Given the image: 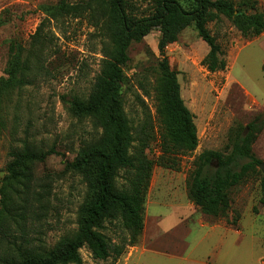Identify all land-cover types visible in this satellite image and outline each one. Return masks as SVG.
I'll return each instance as SVG.
<instances>
[{"label": "rangeland", "instance_id": "rangeland-1", "mask_svg": "<svg viewBox=\"0 0 264 264\" xmlns=\"http://www.w3.org/2000/svg\"><path fill=\"white\" fill-rule=\"evenodd\" d=\"M64 1L81 0H0V77L6 76L10 41L17 40L25 46L24 74L28 80L11 92L3 105L0 186L11 150L25 144L54 148L55 153L46 161L32 166L27 186L18 187L14 195L15 203L25 200L27 209L23 225L26 234L13 232L22 235L20 239L47 247L77 229L78 209L86 195L82 176L65 169V162L72 161L79 149L97 139L102 130L91 118L74 115L62 96L87 97L93 89L107 39L103 30L105 7L101 1L90 2L77 17L47 19L42 6ZM233 1L239 4L240 0ZM182 2L190 7L192 0ZM140 3L145 10L147 1ZM40 27L45 39L38 40ZM208 27L226 52L224 70L211 72L203 64L209 46L194 24L163 51L158 29L132 43L130 59L124 66L127 82L122 89L123 105L134 128L147 122L154 130L149 157L156 159L161 153L164 129L157 114V67L164 55L177 71L181 95L194 114L199 144L194 151L180 155L178 169L154 167L144 204V228L137 242L128 245L129 231L119 221H108L103 231L112 242L125 245L124 252L118 258L99 259L83 247V264H174L181 261L180 255L188 257L186 264H201L199 260L208 255L220 232L223 236L228 229L223 264H264V172L260 166L259 173L232 190V207L223 217L205 214L189 196L195 158L203 150L229 153L235 130L244 127V133L249 132L250 122L257 126L253 152L264 163V39L246 45L237 55L239 48L256 36H244L222 14L208 22ZM121 174L119 183L124 182ZM242 221L247 225L243 234H237ZM183 223L189 231L181 227ZM205 227H216L220 232L209 230L207 239L200 243ZM161 230L170 231L163 233L167 238L157 245ZM3 237L0 235V264H8L12 250ZM152 243L160 252L146 251ZM168 250L177 257L164 255ZM206 262L211 264L210 260Z\"/></svg>", "mask_w": 264, "mask_h": 264}, {"label": "trees", "instance_id": "trees-1", "mask_svg": "<svg viewBox=\"0 0 264 264\" xmlns=\"http://www.w3.org/2000/svg\"><path fill=\"white\" fill-rule=\"evenodd\" d=\"M99 1L105 7L103 30L107 38L100 72L87 97L62 96L74 115L89 117L102 129L97 139L81 147L72 161L65 162V169L80 174L87 186L77 213V229L51 247L19 238L26 234L23 225L27 206L25 200L17 205L14 195L18 187L27 186L32 166L46 161L55 150L29 144L11 150L0 186V235L12 250L8 264H83V247L89 248L95 258H118L125 245L112 242L103 231L106 222L119 221L129 231L127 244L134 245L144 228V204L154 167L178 169L180 155L197 148L194 114L181 95L177 71L164 55L157 67V114L164 129L161 153L156 159L149 157L154 130L147 122L134 128L123 105L122 89L127 82L124 66L130 59L133 42L158 29L159 48L163 51L167 44L178 40L187 26L194 24L209 46L202 62L215 72L227 67V59L208 22L222 14L244 36H258L264 31V8L259 0H240L239 4L233 0H192L190 7H185L182 0H146L148 5L143 11L142 0H81L43 5L42 9L47 19L77 17L90 2ZM41 27L36 32L38 40L45 39ZM24 53L22 42L10 41L6 76L0 77V122L3 105L11 92L28 82ZM247 127L250 129L247 133L244 127L235 130L229 153L203 150L194 160L189 196L207 215L215 218L227 215L232 207V190L259 173L263 161L253 152L257 126L250 122ZM121 173L123 183L118 182ZM13 229L22 235L17 236Z\"/></svg>", "mask_w": 264, "mask_h": 264}, {"label": "crops", "instance_id": "crops-1", "mask_svg": "<svg viewBox=\"0 0 264 264\" xmlns=\"http://www.w3.org/2000/svg\"><path fill=\"white\" fill-rule=\"evenodd\" d=\"M259 3H260V5L264 8V0H259ZM260 38H263V39H264V31H263L260 35L254 37V39L249 40L247 44H244L242 47H240L239 50L236 52V54L238 55V54L242 51V49L245 48L246 45H248V44L252 43L253 41L258 40V39H260ZM263 65H264V59H263ZM254 221H256V220H253L252 222H254ZM183 224H184V226H181V227H184L185 230L189 231V230H190L189 227H188L187 225H185V223H183ZM251 224H252V223H251ZM246 225H247V223L245 224V223L242 221V228L239 229V230H236L235 232H236L237 234H243V233H242V229H243L244 226H246ZM248 225H250V224H248ZM201 227H203V226H201ZM205 228H206L207 231L205 232V234L202 235V238H201V240H200V243H201L203 240L207 239V238H206V234H207V232H210V231H217V230H216V227H215V228H214V227H209V228L205 227ZM209 230H210V231H209ZM169 231H170V230H169ZM169 231H164V230H161V231H160V232L162 233V235L158 236V238L156 239V242H157L156 244H157V245H159L164 239L167 238V237H165V236L163 235V233L166 234V233H168ZM171 231H172V229H171ZM217 232L219 233L220 230L217 231ZM222 233H223V236H221V232H220V239H218L216 242H214V243L211 244V250H209L208 255H206V257H204L203 259L199 260L201 264H208V263L206 262V260H210L211 264H223L222 262H223V260H224V256H225V254H224V252H223V246L227 244V241H225L224 238H226V237L228 236L229 229L226 230V231H224V232H222ZM168 238H169V237H168ZM156 244H155V243H152L151 246H150L146 251L160 252V250L158 251V250H157V247H155ZM164 255H167V256H169V257H173V256H174V257H177L176 254H175L174 252H171V251H169V250H168V251H165V252H164ZM213 257H215V260L213 259ZM179 258H181V261H178V262H176V263H174V264H186V261H188V257H184V256H181V255H180ZM207 258H208V259H207Z\"/></svg>", "mask_w": 264, "mask_h": 264}, {"label": "water", "instance_id": "water-1", "mask_svg": "<svg viewBox=\"0 0 264 264\" xmlns=\"http://www.w3.org/2000/svg\"><path fill=\"white\" fill-rule=\"evenodd\" d=\"M260 169L264 172V163L260 165Z\"/></svg>", "mask_w": 264, "mask_h": 264}]
</instances>
